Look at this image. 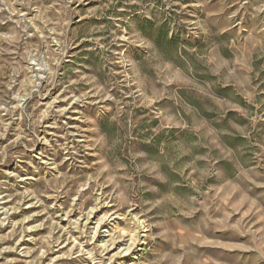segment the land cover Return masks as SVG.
Masks as SVG:
<instances>
[{"label": "rangeland", "instance_id": "374dc122", "mask_svg": "<svg viewBox=\"0 0 264 264\" xmlns=\"http://www.w3.org/2000/svg\"><path fill=\"white\" fill-rule=\"evenodd\" d=\"M0 264H264V0H0Z\"/></svg>", "mask_w": 264, "mask_h": 264}, {"label": "bare ground", "instance_id": "6f19581e", "mask_svg": "<svg viewBox=\"0 0 264 264\" xmlns=\"http://www.w3.org/2000/svg\"><path fill=\"white\" fill-rule=\"evenodd\" d=\"M95 215L96 211L90 210L84 217H81L79 223L83 229L91 231L90 241L98 247L100 253L103 256H109V258L130 253V245L122 246L114 238L103 240L102 229L106 227L105 218L96 220Z\"/></svg>", "mask_w": 264, "mask_h": 264}]
</instances>
